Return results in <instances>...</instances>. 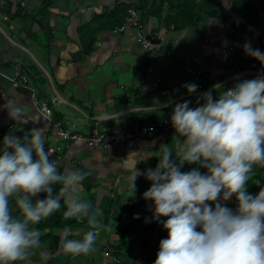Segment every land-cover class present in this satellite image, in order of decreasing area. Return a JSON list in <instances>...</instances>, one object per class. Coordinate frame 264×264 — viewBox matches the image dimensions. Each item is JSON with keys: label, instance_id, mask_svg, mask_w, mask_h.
Returning <instances> with one entry per match:
<instances>
[{"label": "crops", "instance_id": "obj_1", "mask_svg": "<svg viewBox=\"0 0 264 264\" xmlns=\"http://www.w3.org/2000/svg\"><path fill=\"white\" fill-rule=\"evenodd\" d=\"M0 0V127H9L30 135L32 129H43L44 144L55 146L59 141L52 125L32 106L31 92L39 101L50 104L56 97L59 105L52 110V122L59 119L63 127L86 137L96 124L97 131L104 133L115 128H130L134 123L151 125L163 120L171 122L176 104L189 101L195 108L203 103L205 92L216 98L220 91L232 88L236 83L264 75V65L248 59L244 45L264 52V47L250 35L231 38L229 29V0H219L223 6V19L204 20L195 28L175 31L140 14L144 33L158 32L164 36L162 47L156 52L143 50L132 30L117 33L109 27L96 36L94 51L85 55L81 51L79 30L93 20L113 11L118 5L134 6L135 0ZM21 13V12H20ZM124 22V21H123ZM49 39V45H48ZM48 49H45V45ZM210 45L227 53L204 48ZM153 67L160 86L152 93L138 71ZM27 74L28 85L13 88L10 79L16 69ZM196 84L197 90L189 93L185 84ZM221 85L220 89L215 85ZM2 95L4 96L2 98ZM22 110L26 123H16L9 116V108ZM115 115V116H114ZM106 116H114L104 119ZM182 139V138H181ZM176 132L168 131L139 139L132 148L120 142L111 150H92L84 139L73 144L61 157L58 170H75V165L85 168L96 179L94 198L81 192L80 197L90 204L95 200V212L112 190V183L120 176L118 185L119 204L126 210L127 225L131 215L138 213L127 242L119 247L115 230L125 227L122 222L110 218L106 227L97 230L94 251L88 255L66 254L62 247L54 255L59 264H113L105 252L117 257L120 264H154L159 251L158 226L151 224L152 201L143 197L146 188V171L155 168L160 148L168 145L175 152ZM197 168V164H183ZM264 169L260 164L254 165ZM141 174L134 180L133 169ZM206 172V169H199ZM264 174L250 173V180L264 185ZM247 192L249 189L246 188ZM250 193V192H249ZM235 210L237 201L233 196L223 201ZM128 207H131L129 209ZM128 208V209H126ZM128 216V217H127ZM124 218V219H125ZM100 223V214L97 217ZM167 218H161V221ZM113 220V221H112ZM89 230L87 223L81 225L72 239L80 240ZM166 231L163 239L167 238ZM47 264L49 253H43ZM53 256V257H54ZM32 262V261H31ZM28 259L23 264H31Z\"/></svg>", "mask_w": 264, "mask_h": 264}, {"label": "clouds", "instance_id": "obj_2", "mask_svg": "<svg viewBox=\"0 0 264 264\" xmlns=\"http://www.w3.org/2000/svg\"><path fill=\"white\" fill-rule=\"evenodd\" d=\"M244 50L264 65V52L250 43ZM184 87L194 93L198 86ZM202 99L195 108L189 107V101L175 105L171 115L175 157L172 147L162 146L158 165L145 174L151 187L143 197L152 201V219L162 222L168 233L159 242L154 264H264V187L256 195L246 190L253 166L264 165V75L238 82L216 98L205 92ZM9 116L16 123H26L16 106L9 108ZM185 163L198 167L182 172ZM87 174L58 170L45 151L43 129H32L25 137L4 136L0 141V264L25 261L30 250L41 248L42 232L35 225L56 213L61 200L65 219L86 218L89 225L80 240L68 239L72 233L66 226L61 233L63 251L73 256L94 251L100 213L90 212V203L80 197ZM140 174L133 169V190ZM55 185L60 186L58 192ZM233 196L235 210L222 203ZM10 200L18 209L16 215Z\"/></svg>", "mask_w": 264, "mask_h": 264}, {"label": "trees", "instance_id": "obj_3", "mask_svg": "<svg viewBox=\"0 0 264 264\" xmlns=\"http://www.w3.org/2000/svg\"><path fill=\"white\" fill-rule=\"evenodd\" d=\"M229 2L230 17L228 20L230 22L229 29L232 32L230 34L231 38L239 35H250L264 47V0H229ZM129 7L130 6L120 4L106 15L95 16L91 22L81 28L79 30L81 51L85 55H90L94 51L96 36L101 31L107 29V27L111 30L120 27L123 24L126 11ZM131 7L135 8L141 16L149 17L151 19L155 18L158 24H161L166 28L172 27L175 31L195 28L204 20H220L224 17V9L219 0H135L134 6ZM20 12L21 10L18 11V13L16 12V15H21ZM47 42L49 45V39ZM48 45H45V49H48ZM54 121L58 122L60 120L54 118ZM10 133L17 137L29 136L28 134L18 132L9 127H0V141L3 140L4 136ZM45 146L46 145L44 144V147ZM50 160L53 161L52 159ZM158 163L159 159H156L155 168ZM201 169L203 170V168ZM75 170H81L88 173L85 179L81 182V192L88 197L94 198L93 192L97 187L95 177L81 166L75 165ZM187 171L188 170L185 167L182 172ZM252 172L260 176L264 174V169L253 166ZM250 179L247 188L249 189L250 194L256 195L264 185L259 186L253 183ZM145 186L146 188L143 190L144 192L151 187V181L148 180ZM59 188V185L54 186L56 192L59 191ZM43 195L44 194H40V198H43ZM119 201L120 198L118 192L114 194L113 197L109 195L102 200L100 207L97 208V210H99L100 213V225L103 229L109 223L110 218L114 220H112L113 222L116 221L117 223L123 221L125 227H119L115 230L119 237L118 246L121 247L127 242L129 235L133 232L131 227L134 226L137 220L135 217L138 213H133L131 215L130 219L131 221L134 220V222L131 223L130 226H126L129 218L124 217L127 213L126 210L120 206ZM90 205V212L95 213L94 199ZM10 207L13 210V215L18 214V209L15 208L14 200H10ZM128 208L131 209V207ZM65 210L66 206L64 201L61 200V208L56 213L35 225V227L42 232V236L40 237L41 248L30 250L26 260L17 261L16 264H23L28 259L30 262L32 261L31 264H40L43 262L44 252H47L52 256L47 261V264H59V261L54 255L61 247V233L64 228L67 226L71 233H76L81 225L87 223L86 218H81L79 220L76 218L65 219L63 216ZM151 220V224L155 222L152 218ZM157 229L158 242H160L164 238L166 230L161 223H159ZM72 238V235L68 237V239Z\"/></svg>", "mask_w": 264, "mask_h": 264}, {"label": "built area", "instance_id": "obj_4", "mask_svg": "<svg viewBox=\"0 0 264 264\" xmlns=\"http://www.w3.org/2000/svg\"><path fill=\"white\" fill-rule=\"evenodd\" d=\"M4 1L6 2L10 0ZM19 6L21 8V15H25L26 7L25 3L22 0H19ZM127 30L133 31V34L136 37L140 47L145 51L156 52L162 47L164 43V36H162L160 33L143 32V30L141 29L140 13L133 7H129L127 9L123 24L115 29L117 33H123ZM204 48L213 51H219L224 54L227 53L226 50H221L210 45H205ZM248 59L254 58L249 55ZM154 73L155 72L153 67H150L143 72L138 71L137 73V75H140L142 77L144 83L148 85L149 93H152L160 86V80L155 78ZM9 81L13 88H19L28 85L29 83L27 74H23L22 72H20L19 68L16 69L14 77H12ZM3 97L4 96L2 95V98ZM31 97L32 106L46 122L53 125L54 134L60 141V145L55 149L46 150L49 153V158L53 159V161L57 163L60 159L58 156V153L60 151L68 150L73 143L80 141L83 138L78 134H72L68 130L63 129L61 123L59 122L52 123V110L59 105V101L56 97L51 98L50 104H45L36 99L34 97V91L31 92ZM168 131L176 132L174 127L172 126V123L168 120H163L160 123H155L149 126L135 123L130 128H117L111 132H104L100 134L97 132L96 124H94L93 129L86 140L88 147L92 149L109 150L120 141H123L128 148H131L140 138L150 137ZM119 181V178L115 180L113 184L114 188L119 185ZM103 255L110 259L113 264H120V260L110 253L105 252Z\"/></svg>", "mask_w": 264, "mask_h": 264}, {"label": "bare ground", "instance_id": "obj_5", "mask_svg": "<svg viewBox=\"0 0 264 264\" xmlns=\"http://www.w3.org/2000/svg\"><path fill=\"white\" fill-rule=\"evenodd\" d=\"M52 123H54V122H52ZM56 123H58V122H56ZM59 123H61V122H59ZM135 124V123H134ZM138 124H141V123H138ZM52 125V124H51ZM61 125H62V123H61ZM141 125H143V124H141ZM152 125V124H151ZM144 126H146V125H144ZM149 126V125H148ZM131 127V126H130ZM62 128L63 129H65V130H68V129H66V128H64L63 127V125H62ZM119 128H121V127H119ZM97 129V128H96ZM115 129H117V128H115ZM114 130V129H113ZM113 130H111V131H113ZM52 131H53V125H52ZM69 132H71L72 134H77V133H74V132H72V131H70V130H68ZM111 131H107V132H111ZM98 132V131H97ZM91 133V132H90ZM90 133H89V135H90ZM99 133V132H98ZM53 134H54V131H53ZM100 134V133H99ZM55 135V134H54ZM78 135H80V134H78ZM88 135V136H89ZM81 137H82V135H80ZM88 136L86 137V139L88 138ZM56 137V136H55ZM57 138V137H56ZM83 139H84V141L86 142V144H87V140L84 138V136L82 137ZM145 138V137H144ZM58 139V138H57ZM82 139V140H83ZM140 139H142V138H140ZM82 140H80V141H77V142H75V143H78V142H81ZM59 141V140H58ZM120 142H123V141H120ZM120 142H118L113 148H115ZM75 143H73V144H75ZM124 143V142H123ZM72 144V145H73ZM60 145V141H59V143H58V145L57 146H59ZM71 145V146H72ZM124 145H125V143H124ZM56 146V147H57ZM70 146V147H71ZM126 146V145H125ZM87 147H88V145H87ZM127 147V146H126ZM89 148V147H88ZM113 148H111V149H113ZM128 148V147H127ZM132 148V147H131ZM47 149H54V148H52V147H48V146H45V151L47 150ZM70 149V148H69ZM68 149V150H69ZM90 149H92V148H90ZM111 149H109V150H111ZM68 150H62V151H60L59 153H58V156H59V160H61V156H62V154H64L65 152H67ZM92 150H95V149H92ZM50 159V158H49ZM53 160V159H52ZM57 164V163H56ZM186 168H187V170L188 171H190V170H192L193 169V167H190V166H186ZM116 180V179H115ZM115 182V181H114ZM114 182L112 183V191H111V193H110V196L111 197H113V195L114 194H116V191H117V189H118V186L116 187V188H114V186H113V184H114ZM103 255V254H102ZM110 260V259H109ZM112 263V262H111Z\"/></svg>", "mask_w": 264, "mask_h": 264}, {"label": "rangeland", "instance_id": "obj_6", "mask_svg": "<svg viewBox=\"0 0 264 264\" xmlns=\"http://www.w3.org/2000/svg\"><path fill=\"white\" fill-rule=\"evenodd\" d=\"M152 20H154V21H156V19L154 18V19H152ZM55 146H52V148H56V146L58 145H56V144H54ZM101 151H106V150H103V149H101ZM63 155V154H62ZM62 157V156H61ZM60 162H61V160H59L58 162H57V164L56 165H59L60 164ZM117 177H119V178H121L120 176H117ZM117 179V178H116ZM119 184H120V181H119Z\"/></svg>", "mask_w": 264, "mask_h": 264}]
</instances>
